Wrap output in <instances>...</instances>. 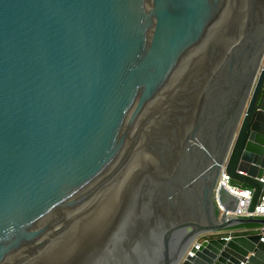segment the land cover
<instances>
[{"label": "water", "instance_id": "water-1", "mask_svg": "<svg viewBox=\"0 0 264 264\" xmlns=\"http://www.w3.org/2000/svg\"><path fill=\"white\" fill-rule=\"evenodd\" d=\"M223 170L255 211L264 0H0V264H264L194 244L264 226Z\"/></svg>", "mask_w": 264, "mask_h": 264}, {"label": "built area", "instance_id": "built-area-1", "mask_svg": "<svg viewBox=\"0 0 264 264\" xmlns=\"http://www.w3.org/2000/svg\"><path fill=\"white\" fill-rule=\"evenodd\" d=\"M261 180L264 182V176L261 177ZM225 184L233 193L239 196V204L234 212H228L230 216H236V217H245L248 215H254L257 217H264V192L261 197V200L256 207L255 211L248 212V204L250 199L253 195V189L247 186H242L240 184H232L230 176L226 173L225 170L222 171L221 176L218 181V185ZM264 226H258V227H233L229 229H222L217 230L209 233H204L200 235L194 242L196 246H199L203 240H207L209 238H232L233 236L237 235H244L254 232H263ZM187 254H193L191 249L188 250Z\"/></svg>", "mask_w": 264, "mask_h": 264}, {"label": "trees", "instance_id": "trees-1", "mask_svg": "<svg viewBox=\"0 0 264 264\" xmlns=\"http://www.w3.org/2000/svg\"><path fill=\"white\" fill-rule=\"evenodd\" d=\"M242 186H246V185H242ZM259 224H256V223H248V224H241V225H238L237 227H249V228H252V227H258Z\"/></svg>", "mask_w": 264, "mask_h": 264}, {"label": "rangeland", "instance_id": "rangeland-1", "mask_svg": "<svg viewBox=\"0 0 264 264\" xmlns=\"http://www.w3.org/2000/svg\"><path fill=\"white\" fill-rule=\"evenodd\" d=\"M231 183H232V184H237V183H235V182H232V181H231Z\"/></svg>", "mask_w": 264, "mask_h": 264}]
</instances>
